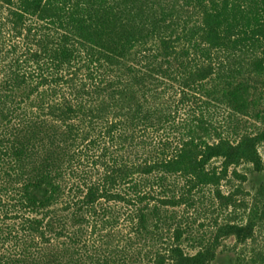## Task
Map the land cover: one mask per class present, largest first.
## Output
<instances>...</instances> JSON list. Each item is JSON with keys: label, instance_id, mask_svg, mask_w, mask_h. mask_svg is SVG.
I'll use <instances>...</instances> for the list:
<instances>
[{"label": "trees", "instance_id": "16d2710c", "mask_svg": "<svg viewBox=\"0 0 264 264\" xmlns=\"http://www.w3.org/2000/svg\"><path fill=\"white\" fill-rule=\"evenodd\" d=\"M263 143L264 0H0V264H215L264 229V180L213 235L176 211L233 205ZM120 221L102 256L49 244Z\"/></svg>", "mask_w": 264, "mask_h": 264}, {"label": "rangeland", "instance_id": "374dc122", "mask_svg": "<svg viewBox=\"0 0 264 264\" xmlns=\"http://www.w3.org/2000/svg\"><path fill=\"white\" fill-rule=\"evenodd\" d=\"M262 126L263 124L257 120L244 117L238 130L257 132L262 129ZM259 152L264 158V143L259 146ZM83 163L85 168L89 167V162L84 160ZM212 164L219 166L220 162L216 161ZM234 168L236 172L244 174L246 179L242 181L236 177L232 173L233 168L230 167L227 170V176L219 185V191L223 196H232L233 205L223 204V199L216 195L215 188L206 187L203 190V197L201 199L197 197L193 207L183 205L178 212L176 211L177 218L183 226L190 225L192 228L206 230V235L211 233L213 235L215 228L227 221L244 223L243 218L246 216L249 205L255 200L258 202L257 189L264 180V173H251L248 170L249 167L244 164ZM74 229L70 228L69 233H72ZM83 230L78 242L70 241L69 238H61L52 239L49 244L54 247L66 245L72 251L73 249L79 250L82 258L90 254L102 256L109 250H115L119 248L118 246L122 247L124 240L132 234L127 222L122 223V221L117 228L101 230L97 228L95 232L93 228ZM73 238L76 237L73 236ZM218 251L215 264H257L255 262L258 260L257 253L264 251V229L256 230L253 239L240 244L235 242L233 237H226L221 241Z\"/></svg>", "mask_w": 264, "mask_h": 264}]
</instances>
